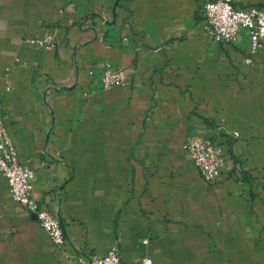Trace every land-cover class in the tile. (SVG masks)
I'll return each mask as SVG.
<instances>
[{"label":"crops","instance_id":"crops-1","mask_svg":"<svg viewBox=\"0 0 264 264\" xmlns=\"http://www.w3.org/2000/svg\"><path fill=\"white\" fill-rule=\"evenodd\" d=\"M68 1L0 0V111L66 234L56 247L0 173V264L115 246L124 264H264V47L250 67L245 32L212 40L210 0ZM106 63L125 84L104 88ZM197 138L224 150L212 183L185 148Z\"/></svg>","mask_w":264,"mask_h":264},{"label":"built area","instance_id":"built-area-1","mask_svg":"<svg viewBox=\"0 0 264 264\" xmlns=\"http://www.w3.org/2000/svg\"><path fill=\"white\" fill-rule=\"evenodd\" d=\"M69 9L75 8L74 2L62 0ZM236 0H210L205 4L204 30L208 36L221 44H235L240 32H245L250 39V50L246 64H254V57L264 47V9L249 7L237 8ZM29 43L46 49H53V39H31ZM127 74L105 64L103 86L110 89L125 84ZM238 137V134H233ZM185 148L190 160L198 167L207 183L214 182L224 166V150L212 139H193ZM0 173L7 180L15 203L33 215L51 242L58 248L66 243V234L60 218L44 208L35 195L33 179L35 173L20 162L18 150L6 128L0 111ZM85 264H124L118 246L113 247L106 256L91 257ZM141 264H154L152 258L145 257Z\"/></svg>","mask_w":264,"mask_h":264}]
</instances>
